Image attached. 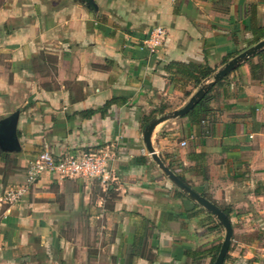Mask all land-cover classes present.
Segmentation results:
<instances>
[{"label":"crops","instance_id":"0c3cea01","mask_svg":"<svg viewBox=\"0 0 264 264\" xmlns=\"http://www.w3.org/2000/svg\"><path fill=\"white\" fill-rule=\"evenodd\" d=\"M92 2L0 0V120L19 113L21 146L0 153V194L25 182L41 151H102L112 172L106 185L44 175L21 201L0 205V264H210L220 244L211 228L223 226L168 179L143 132L200 87L177 64L216 72L264 39V0ZM157 26L167 31L163 46L140 50ZM211 89L203 121H163L151 145L229 212L224 264H264V49Z\"/></svg>","mask_w":264,"mask_h":264},{"label":"water","instance_id":"95a60500","mask_svg":"<svg viewBox=\"0 0 264 264\" xmlns=\"http://www.w3.org/2000/svg\"><path fill=\"white\" fill-rule=\"evenodd\" d=\"M89 4L93 6L92 0H88ZM264 49V39L256 43L254 46L244 50L231 60H229L222 68L216 71L212 77V80L201 85L197 91L188 99L186 104L178 110H175L167 115L161 116L158 119L151 120L146 125L143 132V142L147 150L148 155L159 166L163 173L172 181L178 188L184 191L191 199L195 200L200 206L210 212L217 218L219 223L225 230L224 239L221 243L219 252L213 264H223L226 254L228 253L231 237L233 235V228L230 219L227 215L215 206L213 203L200 196L197 192L187 186L181 181L169 168H167L160 158L153 146L151 145L150 137L155 126L168 119H174L179 117H185L208 93V91L224 77L229 75L235 68L243 63L248 58L254 56L258 52ZM19 119V113L14 112L8 117L0 120V153H17L20 151L21 146L17 136V123Z\"/></svg>","mask_w":264,"mask_h":264},{"label":"built area","instance_id":"2783aa9c","mask_svg":"<svg viewBox=\"0 0 264 264\" xmlns=\"http://www.w3.org/2000/svg\"><path fill=\"white\" fill-rule=\"evenodd\" d=\"M167 31L161 26L151 29L142 41L140 50L155 54L165 42ZM185 146V142L180 143ZM108 155L105 152H91L88 154L67 153L61 157H54L48 151L39 152L25 168V182L10 187L0 194V205H13L22 200L35 182L44 175L56 179L95 180L102 185L112 180V172L107 164Z\"/></svg>","mask_w":264,"mask_h":264},{"label":"trees","instance_id":"16d2710c","mask_svg":"<svg viewBox=\"0 0 264 264\" xmlns=\"http://www.w3.org/2000/svg\"><path fill=\"white\" fill-rule=\"evenodd\" d=\"M226 62V60H225ZM178 66L177 67H181L180 70L182 69V71L184 73H186L187 76H189L191 79H192V83H193V86L195 88L203 85L208 79H210V77L213 75V73L215 72V70H213L212 68H210L209 66H200V65H187V66H184V65H180V64H177ZM228 76V75H227ZM226 76V77H227ZM226 77H224L221 81L217 82L215 85H218L220 84ZM212 89H210L208 91V93L211 91ZM208 93L206 94V96L185 116L189 119V121L192 123V124H196V123H200L201 121L204 120L206 114L208 113V106L206 105V102L208 100ZM190 94H188L187 96H189ZM115 100L116 98H112L111 100H109L106 104H105V107L104 109L108 108L110 105H113L115 103ZM93 112L92 111H89L87 112V115H92ZM152 119V117H149L148 119L145 120V124H147L150 120ZM88 153H91V152H88ZM86 153V154H88ZM169 169L172 170V168L170 166H168ZM181 179V181H183L185 184L186 181L184 178L182 177H179ZM179 196H182V197H185L184 195H181L179 194ZM226 215L227 217L230 219V216H229V212L225 209L222 210ZM145 240H143L142 238L137 242V245H136V248L137 250L135 251H140V250H143V248H145ZM135 245V244H134ZM220 246L221 244H219L218 246H216L215 248L212 249V252L210 250V254H211V262L210 264H213L215 259H216V256L219 252V249H220ZM134 247V246H133ZM135 252H133L132 256H136V254H134ZM143 253V251H142ZM144 254V253H143ZM143 254H140L142 256H144ZM147 258V260L150 261V258H151V255L148 253L146 256H144ZM204 257V255L200 254V257ZM228 254H226L225 256V259H224V263L225 261L228 259ZM223 263V264H224Z\"/></svg>","mask_w":264,"mask_h":264},{"label":"rangeland","instance_id":"374dc122","mask_svg":"<svg viewBox=\"0 0 264 264\" xmlns=\"http://www.w3.org/2000/svg\"><path fill=\"white\" fill-rule=\"evenodd\" d=\"M179 140V139H178ZM180 142V140L178 141V143ZM180 145V144H179ZM185 147V146H184ZM83 180V179H82ZM89 180H87V182H88ZM80 228V229H79ZM83 230V231H85V229H87V226L86 225H84V226H79L78 227V230ZM215 229H216V227L215 226H213L212 228H211V230H212V238L210 239V240H213V242H217V243H219L220 242V244L222 243V241H223V238H224V229H223V227L221 228L220 227V229L218 230V232H216L215 231ZM71 231H75V229H74V227L73 228H71L70 229ZM88 230L89 231H91V229L88 227ZM88 231V232H89ZM216 233H215V232ZM73 233V232H72Z\"/></svg>","mask_w":264,"mask_h":264}]
</instances>
